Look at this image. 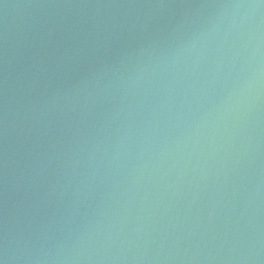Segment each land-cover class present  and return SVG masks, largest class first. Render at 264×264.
<instances>
[{
    "label": "water",
    "instance_id": "1",
    "mask_svg": "<svg viewBox=\"0 0 264 264\" xmlns=\"http://www.w3.org/2000/svg\"><path fill=\"white\" fill-rule=\"evenodd\" d=\"M0 264H264V0H0Z\"/></svg>",
    "mask_w": 264,
    "mask_h": 264
}]
</instances>
